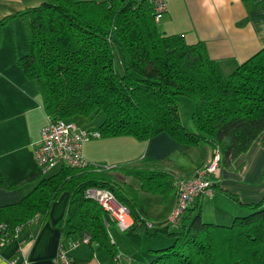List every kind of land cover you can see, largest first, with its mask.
Here are the masks:
<instances>
[{"label":"trees","instance_id":"16d2710c","mask_svg":"<svg viewBox=\"0 0 264 264\" xmlns=\"http://www.w3.org/2000/svg\"><path fill=\"white\" fill-rule=\"evenodd\" d=\"M23 14L27 52L15 60L24 77L35 82L48 121L99 117L92 129L104 138L127 136L145 142L166 134L180 145L202 146L209 157L217 152L225 164L264 133V46L224 73L203 41L188 43L183 34L159 30L160 19L155 20L146 0H42ZM116 48L128 55L121 72L115 64ZM183 98L193 102V131L181 119ZM143 159L155 165L153 159ZM96 165L61 166L46 176L37 167L14 184L7 183L0 170L3 189L36 182L18 202L0 206L3 245L21 231L24 242L31 241L37 218H45L53 201L66 192L65 217L57 223L62 234L88 235V245L102 248L117 264L120 250L109 232L116 224L85 191H111L132 219L122 232L139 241L150 222L140 191L165 195L176 183L158 167ZM244 207L247 213L228 224L205 222L197 211L186 216L187 224L183 215L171 231L163 225L165 229L155 232L173 236V243L156 249L157 257L143 264H264V196Z\"/></svg>","mask_w":264,"mask_h":264},{"label":"crops","instance_id":"0c3cea01","mask_svg":"<svg viewBox=\"0 0 264 264\" xmlns=\"http://www.w3.org/2000/svg\"><path fill=\"white\" fill-rule=\"evenodd\" d=\"M41 1L0 0V48L5 53L4 56L0 52V170L9 184L16 183L37 168L33 149L39 142L41 128L48 121L35 82L24 77L15 60V55L27 52V17L23 12L38 6ZM166 2L168 11L157 23H161V30L183 34L188 43L203 41L208 54L218 61L224 73H229L264 46V0ZM21 114L22 117L19 116ZM112 139L85 142L82 148L84 160L112 166L147 157L153 159L159 169L169 172L176 183V180L187 178L199 163L209 158L202 146H183L166 134H159L147 142L129 137L117 148H112ZM136 147L140 148L139 151ZM134 149L136 153L132 152ZM123 152L130 153V156L120 160L109 158L110 154L119 155ZM59 168H54V172ZM209 178L214 185V192L198 197L189 205L182 219L184 224L190 221L186 216L191 217L197 211L204 220L228 224L235 216L247 213L245 204L263 199L264 133L229 164L221 160L216 172ZM35 185L36 182L22 181L9 189L0 188V206L18 202ZM141 192H148L140 191L139 194L147 211L146 218L150 219L148 221L164 223L175 200V186L165 195L148 193L156 197L149 201L158 204L160 214H152L148 210ZM66 203L67 193L62 192L51 204L48 215L37 218L31 241L24 242V235H21V240L17 236V239L0 246V264H21L24 261L28 264H56L61 248L75 264H97L92 255L78 259L72 254L82 243H78L76 235L62 234L57 224L65 217ZM109 232L110 237L114 238L111 230ZM114 242L116 244V240ZM74 243L78 244L73 246ZM86 246L91 247L88 244ZM121 252L124 254L121 250L118 254Z\"/></svg>","mask_w":264,"mask_h":264},{"label":"built area","instance_id":"2783aa9c","mask_svg":"<svg viewBox=\"0 0 264 264\" xmlns=\"http://www.w3.org/2000/svg\"><path fill=\"white\" fill-rule=\"evenodd\" d=\"M152 7L153 15L158 21L168 11L166 0H146ZM78 129V128H77ZM72 123L64 120L48 121L40 130L39 142L34 146L33 153L37 167L46 173L54 168L61 166L83 167L87 165L82 157L80 147L90 138L95 137V130H77ZM220 156L215 152L204 164L185 179L176 182L175 201L172 211L164 222V226L177 227L182 216L195 199L202 195L212 194L214 187L210 175L216 172L219 166ZM85 195L96 200L108 213L109 217L115 222L116 227L121 232L131 223L129 209L127 206L116 201L113 193L104 188H88ZM129 221V222H128ZM150 228L153 222H147ZM90 238L86 234L79 237V242L89 244ZM78 243H74L76 246ZM4 244L0 241V246ZM117 262H124L125 256L120 253L117 255ZM15 264V263H14ZM21 264H28L26 261ZM56 264H73L66 251L61 248Z\"/></svg>","mask_w":264,"mask_h":264},{"label":"rangeland","instance_id":"374dc122","mask_svg":"<svg viewBox=\"0 0 264 264\" xmlns=\"http://www.w3.org/2000/svg\"><path fill=\"white\" fill-rule=\"evenodd\" d=\"M158 25L160 27V28L158 27L159 30H161L162 29L161 23ZM25 46H26V40H25ZM0 52H1V55L3 53V55L5 56V53L2 51L1 48H0ZM15 57H16V55H15ZM13 59H14V56H13ZM114 59H115V64L118 68V71L121 72L122 67L124 66L125 60H128V55L122 49L116 48L115 54H114ZM15 66H17V65L15 64ZM184 100H186V99L183 98L180 102L181 119H182V122L185 125V127L188 130L193 131L194 127H193V124L191 121V113L193 110V106L191 107V103L193 104V102L190 100L191 103L189 101H188V103H186L187 101H184ZM19 116L22 117L23 115L21 114ZM71 122H72V125L76 127V129L77 128L80 130H84V128L85 129H92V128H94L95 125H97L100 122V118L96 117L94 120L88 121L83 117H76V119L74 118L73 121H71ZM92 130H95V129H92ZM95 132H97L95 137L90 138L87 141L99 140V139L104 138L101 136V133L98 130H95ZM127 138H129V137H127V136L114 137V139L111 140L112 148L113 147L117 148L119 145H122L124 142H126L128 140ZM87 141H85V142H87ZM139 142H141V141H139ZM145 142H147V141H145ZM83 145H84V143H82V146L80 147L81 152H82ZM135 149L137 151H139L140 148L136 147ZM135 149L132 151L133 153L137 152V151H135ZM129 154L130 153L124 154V152H123V153H120L118 155L115 153V155L110 154L109 158L115 157V158L120 160L124 157H129L130 156ZM142 160H144L143 157H140L139 160H133L132 162H130L131 168H140L142 170H145V169L155 170L158 167V166H155V165H152L149 163H145ZM84 161L86 162V160H84ZM204 162L199 163L193 169L192 172H194L198 168H200L204 164ZM119 164L123 165V163H117V165H112V166L117 167V166H119ZM87 165H96L99 168L100 167L101 168H110V166H108L104 163L102 164V163H97V162L96 163L87 162ZM74 168H80V167H74ZM117 171L118 170L114 169L111 173L115 174ZM53 172H54V170H50V171L46 172L45 175L52 174ZM131 180H132L131 178L126 179L127 182H131L134 186H136L137 183L134 180H132V181ZM213 187H214V185H213ZM214 190H215V188H214ZM175 191L178 192V190L176 188H175ZM141 195L145 199L148 210H150V212L152 214H160V209L158 208L159 207L158 204L157 203L153 204V203H151V201H149V199L156 198V197H154L151 194L144 193V192H141ZM175 197H176V195H175ZM171 211H172V208H171ZM171 211H170V213H171ZM158 217H160V215H158ZM202 220L205 222H213V221L204 220V219H202ZM161 229H164L163 224L159 223V222H154L153 226L151 228H148V232H146V230H143L139 241L137 239H135V240L130 239L125 232H121L115 226H112L110 230H111V232H112V234L116 240V244H117L118 248L124 252L123 255H125L126 264H143V263L151 261L152 259L157 257L158 253L155 252L156 249L170 246L173 243V240H174L173 236L167 235V234L163 233L162 231L155 232V230H161ZM171 230H173L172 227H170L169 231H171ZM21 235H24V233L22 231L18 233V236H19L18 240H21L23 238ZM86 245L87 244L78 245V247H76L72 251V254L77 256L78 259L89 257L90 255H92L94 262H97V264H113V262H111V259H109L107 257L106 253L101 248H99L97 245H92L91 247H88ZM114 248H115V246H114ZM117 255H118V253L115 256V259H118ZM79 264H83V263H79ZM117 264H123V261L117 262Z\"/></svg>","mask_w":264,"mask_h":264},{"label":"bare ground","instance_id":"6f19581e","mask_svg":"<svg viewBox=\"0 0 264 264\" xmlns=\"http://www.w3.org/2000/svg\"><path fill=\"white\" fill-rule=\"evenodd\" d=\"M220 162V161H219Z\"/></svg>","mask_w":264,"mask_h":264}]
</instances>
